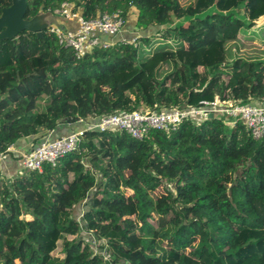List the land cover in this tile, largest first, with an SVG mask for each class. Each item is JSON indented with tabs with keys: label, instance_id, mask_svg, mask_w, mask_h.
I'll return each instance as SVG.
<instances>
[{
	"label": "trees",
	"instance_id": "obj_1",
	"mask_svg": "<svg viewBox=\"0 0 264 264\" xmlns=\"http://www.w3.org/2000/svg\"><path fill=\"white\" fill-rule=\"evenodd\" d=\"M64 1L86 19L134 9L137 30L156 29L79 58L49 25L0 35V150L115 111L264 104V44L240 36L264 0H27L21 18ZM230 122L87 130L54 165L0 177V264H264V135Z\"/></svg>",
	"mask_w": 264,
	"mask_h": 264
},
{
	"label": "built area",
	"instance_id": "obj_2",
	"mask_svg": "<svg viewBox=\"0 0 264 264\" xmlns=\"http://www.w3.org/2000/svg\"><path fill=\"white\" fill-rule=\"evenodd\" d=\"M53 13L64 19L76 21L77 26L74 29L50 24L48 30L55 35L58 44L71 48L78 58L94 47L105 48L111 45L113 42L107 39L120 33L126 24V19L119 10L86 19L80 13L74 12L72 5L67 1L62 2ZM134 40L135 37L119 41ZM214 114L224 115L232 122L240 120L254 138L264 135V104L253 101L248 103L220 101L215 98L212 101H201L198 106L186 108L136 109L115 111L95 119L80 118L75 122L81 125L77 130L52 140L43 138L28 150L16 148L14 143L8 145L5 150H0V160L7 155H13L20 159L24 170H41L44 163L54 165L59 157L75 150L87 130L125 131L133 138L142 139L151 130H174L184 118L199 122Z\"/></svg>",
	"mask_w": 264,
	"mask_h": 264
},
{
	"label": "crops",
	"instance_id": "obj_3",
	"mask_svg": "<svg viewBox=\"0 0 264 264\" xmlns=\"http://www.w3.org/2000/svg\"><path fill=\"white\" fill-rule=\"evenodd\" d=\"M135 17H136L135 10L133 9L127 16L126 24L122 29V31L112 38L106 37L108 38L107 41L112 43L121 39L131 40L133 37L139 35L138 31H136L137 29L133 25L135 21ZM49 20H51V22H49ZM6 23H7L6 25L12 24L10 20H8ZM27 24H29V26L27 25H23V26L33 28L35 24H39L40 27L47 26L50 24H57L60 25L61 27L71 28V29H74L77 26L75 20L64 19L60 15H57L55 13L52 14L44 13L41 16L34 19L33 21L27 22ZM3 25H5V23ZM132 28L134 29V31H132ZM80 127L81 125L78 123H72V124L61 123L53 130L44 133L40 138H45V139L47 138L52 140L60 136L67 135L68 133L75 131ZM37 138L39 139L38 136H29V137L21 138L20 140L14 143V146L24 151L28 150L37 143L38 141ZM21 171H24V169L22 168L21 161L18 157L7 155L2 160H0V177L12 178Z\"/></svg>",
	"mask_w": 264,
	"mask_h": 264
},
{
	"label": "rangeland",
	"instance_id": "obj_4",
	"mask_svg": "<svg viewBox=\"0 0 264 264\" xmlns=\"http://www.w3.org/2000/svg\"><path fill=\"white\" fill-rule=\"evenodd\" d=\"M27 5V0H15L13 6L8 9L0 19V35H9L14 33L17 29H20L23 27V25L29 26L27 22L23 21L21 18L22 11ZM10 20L12 24L6 25L7 21ZM176 19H174L175 21ZM51 22V20H49ZM5 23V25H3ZM175 23V22H174ZM6 27V28H5ZM160 27H164L163 25H160ZM34 29L40 28L39 24H35ZM155 27H150L148 30H136L138 31V34L141 35L143 33L149 34L155 31ZM132 31L134 29L132 28ZM131 31V32H132ZM240 36L243 40L249 41V42H255V43H261L264 44V16H262L260 19H258L254 26L249 28H243L240 31ZM232 122V121H231ZM230 122V123H231ZM162 192V188L157 189L154 193H152L153 196L160 195ZM143 197L142 194L140 195H133L129 194V201L134 202L136 204L139 203V200ZM80 208L81 205L76 207L75 216L80 217ZM130 225V223H128ZM133 224L136 226L137 222L134 221ZM168 232H172L173 226L170 224L165 228ZM192 243H197L196 236H193ZM216 246V244H213Z\"/></svg>",
	"mask_w": 264,
	"mask_h": 264
},
{
	"label": "water",
	"instance_id": "obj_5",
	"mask_svg": "<svg viewBox=\"0 0 264 264\" xmlns=\"http://www.w3.org/2000/svg\"><path fill=\"white\" fill-rule=\"evenodd\" d=\"M14 4V3H13ZM13 6V5H12ZM11 8V7H10ZM42 34L41 33H38V36H41Z\"/></svg>",
	"mask_w": 264,
	"mask_h": 264
}]
</instances>
